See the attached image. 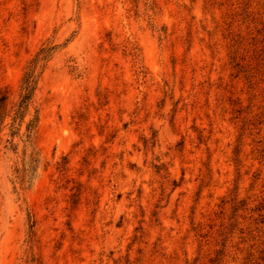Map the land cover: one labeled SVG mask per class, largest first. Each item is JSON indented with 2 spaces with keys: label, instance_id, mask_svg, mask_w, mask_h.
Returning a JSON list of instances; mask_svg holds the SVG:
<instances>
[{
  "label": "rangeland",
  "instance_id": "374dc122",
  "mask_svg": "<svg viewBox=\"0 0 264 264\" xmlns=\"http://www.w3.org/2000/svg\"><path fill=\"white\" fill-rule=\"evenodd\" d=\"M0 99V264H264V0H0Z\"/></svg>",
  "mask_w": 264,
  "mask_h": 264
},
{
  "label": "trees",
  "instance_id": "16d2710c",
  "mask_svg": "<svg viewBox=\"0 0 264 264\" xmlns=\"http://www.w3.org/2000/svg\"><path fill=\"white\" fill-rule=\"evenodd\" d=\"M34 76L32 70L26 75L23 81L22 87V95L20 97V102L18 108L21 109L26 106V104L30 101L33 90H34ZM2 103V99H0V104ZM1 108V107H0Z\"/></svg>",
  "mask_w": 264,
  "mask_h": 264
}]
</instances>
